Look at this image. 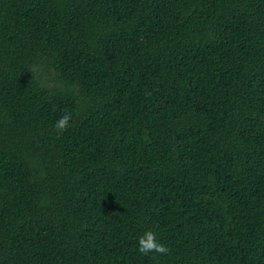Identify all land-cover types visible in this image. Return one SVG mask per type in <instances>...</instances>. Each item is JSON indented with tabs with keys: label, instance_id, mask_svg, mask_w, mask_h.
Masks as SVG:
<instances>
[{
	"label": "trees",
	"instance_id": "obj_1",
	"mask_svg": "<svg viewBox=\"0 0 264 264\" xmlns=\"http://www.w3.org/2000/svg\"><path fill=\"white\" fill-rule=\"evenodd\" d=\"M0 264H264V0H0Z\"/></svg>",
	"mask_w": 264,
	"mask_h": 264
},
{
	"label": "clouds",
	"instance_id": "obj_2",
	"mask_svg": "<svg viewBox=\"0 0 264 264\" xmlns=\"http://www.w3.org/2000/svg\"><path fill=\"white\" fill-rule=\"evenodd\" d=\"M72 118L73 114L71 112H63V114L56 120L54 129L62 134L70 127V121ZM137 244L138 252L145 256L150 254L167 255L170 251L167 246L159 242L156 233L151 230L145 231L143 235L139 237Z\"/></svg>",
	"mask_w": 264,
	"mask_h": 264
}]
</instances>
